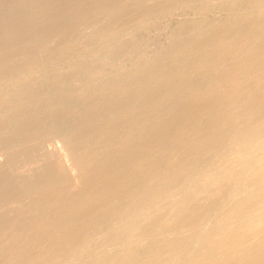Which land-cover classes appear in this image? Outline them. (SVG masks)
<instances>
[{"label":"bare ground","instance_id":"1","mask_svg":"<svg viewBox=\"0 0 264 264\" xmlns=\"http://www.w3.org/2000/svg\"><path fill=\"white\" fill-rule=\"evenodd\" d=\"M126 1L0 0V50L8 51L9 48L22 43L27 44L26 41H34L27 48L34 53L44 43L42 40L39 42L40 39H48L47 37L68 31L79 19L81 20L87 14L92 13L94 8L108 6L114 7L113 9L116 8L118 11L121 7L117 6ZM149 1L144 0V2ZM250 1L251 3L246 8L247 14L237 15L228 22H225L226 18L224 23L220 22L221 24L204 30L200 35L191 36L190 39L186 38L178 45L176 44L175 49L169 51L167 56L163 55V58H159L161 60L156 64H151L152 66L146 67V70L135 73L136 75L128 80L111 84L97 92L96 87L98 86L95 87V82H89V92L94 95L91 94L92 97L90 95L88 99L86 97V103L80 108L71 105V107L60 110L53 105H44L45 112L38 113L37 110V113L34 112L29 116L24 109L26 111L24 114H27L25 118L22 117L23 109L19 107H22L19 101V106H17L19 108L13 110L12 114L10 113L13 116V120H10L12 129L14 127L13 133L11 131L9 132L11 134L7 133L9 128L6 127L8 129L5 128L4 132L5 135L8 134L7 139L3 145L0 144L3 147L5 144L10 146V144L16 143L15 147L10 149L6 145L7 149L0 148V153L3 154L1 156L5 159V163H2L3 166L0 165V188H7L5 184L8 180L5 181V179L11 176L22 177L23 182L30 176L34 179L19 184L16 189H10L11 191L7 193H1L0 198L9 194H13L14 197L17 194L27 198L32 197L29 198L30 200L26 199L25 203L23 198L20 201L7 203V211L26 208L27 211L22 213L27 218L15 220L11 227H9L11 219L10 223L4 221L6 224H10L5 230L3 227L1 228L4 230L1 233L3 234L2 239L4 238L1 241L4 244H0V259L4 264H36L46 260L48 263L56 258V253L64 246L78 247L84 240L88 242V239L93 237L102 238L99 232L104 233L109 229L111 231V228L120 224L124 227L121 221L127 214L129 218L133 217L130 219L131 225L129 224L128 227L130 228L129 236L120 239L119 233L113 236V240L109 239L111 241L98 240L94 251H92L94 252L92 257L90 256L89 260L84 259L82 264H111V262L126 264L129 258L133 259L131 262L135 261L133 264H160L169 262L172 258L170 256L187 248H189L186 252L188 253L187 259L193 263L192 260L195 261L196 258H199L197 251L200 244L207 247L201 251V259L207 262L206 259L215 254L214 251L217 254L222 248L229 247L227 242H230V240L227 241L228 238L224 237L226 234L218 229V226V230L210 229V220L215 217L231 219V224H227L224 230L232 231L234 236L237 233L240 236L244 233L246 238L249 236L246 239L248 242L249 238L257 240L254 244H249L250 254H247L248 251L245 250V247L246 253L242 248L243 253L240 252V249L237 250L238 254L240 252L239 258L236 257L238 261H235L237 263L231 262V264H264V146L257 149L254 159L246 161L240 167L241 174L244 173L242 177L238 175L241 178L237 176V179H229L224 182L218 180L219 183L209 189L205 185L207 188H205L204 195H200L199 192L198 194L184 193L186 190L183 191L180 188L188 183L190 187V184L200 174L207 173L208 169L211 170L210 168L214 169L217 160L228 157L233 148H235L234 154H236L242 149L247 150L245 144L252 142V146L248 150L253 152L264 142V0ZM135 3L138 5L136 1ZM155 4L158 7L159 0L158 2L155 0ZM108 7H106L107 10ZM147 10L149 11L151 8L148 7ZM131 14L133 13L129 15L132 16ZM123 24L122 26H124ZM183 25L182 30L185 33H190L189 23ZM88 26L86 25L89 30ZM198 26V28L204 29L206 25L201 22ZM77 32L79 31L77 30ZM65 40L67 42L69 37ZM15 54L17 55V53ZM39 54L40 51L33 55L34 62L41 60L38 59L41 57ZM14 56L12 57L14 58ZM29 56L32 57V55ZM15 59L16 57L13 60ZM7 60L9 59L7 58ZM17 61L19 63V60ZM12 62H8V66L9 64L13 66ZM8 66L7 69L10 67ZM6 68L4 67V69ZM4 69L0 72H4ZM15 73L17 74V72ZM63 76L57 77L60 79V83L64 80ZM108 82L110 83L109 79ZM100 83L103 84L104 81L102 80ZM101 86H105V84ZM99 89L100 87L97 88V90ZM85 91L88 90L85 88ZM87 96L89 97L88 94ZM32 108L31 106L27 109ZM32 110L30 112H33ZM18 116L25 119L20 122L14 120ZM3 122H0L2 126ZM45 132L47 137L50 136L59 142L65 156L62 168L56 170L58 166L55 167L53 161L52 163L48 161L44 162L45 167L43 166L41 169L43 171L39 173H35L38 166L33 169L31 167L29 173H27L28 170H20V173L18 170L16 171L15 169L20 163L39 156L37 154L41 152L43 143L40 142ZM49 140L51 141V139ZM165 152L172 156L162 158ZM249 154L251 155V153ZM40 155L42 156V154ZM47 156H50L49 152ZM38 161L40 162V160ZM61 162L57 164L61 165ZM230 163L233 164V162ZM222 165L224 166V164ZM236 167L238 166L236 165ZM235 173L237 174V172ZM16 180L15 182H17ZM12 187L14 186L12 185ZM186 187L187 185L184 186V188ZM179 189H181L179 192L182 198L181 208L174 207L177 215L172 214L175 217L170 219L166 225L165 221L170 217L169 211L172 208H168L167 205L165 208L164 205L168 201V196L169 198L172 196L169 195L170 192ZM45 191L49 192L44 193ZM230 196L234 197L231 206L228 204ZM162 201L165 202L163 204L165 212L161 215L153 214L154 207ZM158 206L155 208L157 209ZM137 207L143 209L142 212H140L141 210L137 212V209L135 210ZM9 216L12 217V215ZM16 217L18 218L17 215ZM20 217L22 216L19 213ZM4 222L2 223L5 224ZM165 225L167 226V229L164 230L165 233L177 234L176 241H172L169 236H165L162 242L153 240L156 231ZM254 227H256V231L252 230ZM113 229L117 230V228ZM122 230L124 231L123 228ZM230 234L228 235L230 236ZM232 237L231 234L230 239ZM236 237L239 238V235ZM243 240L245 239H240V241ZM20 241L24 247L34 243L35 245L30 248H36L30 254L23 250L22 254L13 255L14 247L15 252L19 250V246L22 244ZM235 241L230 245L236 246L233 244ZM144 242L150 243L151 247H144L142 245ZM246 242L243 241V245L246 246L248 243ZM238 244L240 243L238 242L237 246ZM225 250L227 249L225 248ZM225 250L222 251L228 252ZM133 251L136 252L135 255ZM59 253L63 254V251H59ZM229 253L228 259L231 258ZM225 256L227 258L226 254ZM197 261L194 263L196 264ZM220 261L224 262L223 259ZM53 262L55 261L53 260ZM228 262L225 261V263Z\"/></svg>","mask_w":264,"mask_h":264},{"label":"rangeland","instance_id":"2","mask_svg":"<svg viewBox=\"0 0 264 264\" xmlns=\"http://www.w3.org/2000/svg\"><path fill=\"white\" fill-rule=\"evenodd\" d=\"M135 1L138 3V5L135 3ZM153 1L155 3V0H152V1L150 0L149 2H144V0H140V1L139 0H127L126 2L121 3L120 5L117 6L118 8L121 7V9H118V11L116 8L113 9L114 7H108V6H106V7H108V10L105 6H103V8L100 7L98 9L94 8L92 10V13L87 14L86 17L84 16L85 18L83 17L81 20L79 19L78 22L74 26H72L73 28L69 29L68 31L60 32V33L54 35L53 37H47L48 39H46V38L40 39L39 42L42 40L44 43H43V45L41 44L34 53H32L31 51H29L27 49V48H29L28 46H31L34 41H28V42L26 41L27 44L22 43L23 45H26V46H23L22 44H20V45H17L15 47L9 48L8 51H6V49L0 50V70L4 69V67L6 68L8 66V64H7L8 62L11 63L12 61H14V62H12L13 66H10V64H9L10 67L8 66L9 67L8 69L6 68V69H4L5 70L4 72L3 71L0 72L1 73L0 74V122H3L2 121L3 119L5 120L3 122V124H4L3 126H2V123L0 124V127L2 128V130L0 128V130H1L0 134L3 135V133H4V135H5L4 130L6 131V129H8V128H9V131H6L7 133H9L10 131L12 132V130L14 129V127L12 129V127H11L12 124L10 121L13 118V116L11 115L13 113V110L15 111L16 109H18L20 107L21 109H23L22 113H21L22 117L26 118L27 114L26 115L24 114V113H26V111L28 113V116L33 114L37 110H38V113L45 112V110H43L44 109L43 107H45L44 105H53L54 107H57L60 110L65 109L67 107H71V105L73 107H76V108H78L77 106H79V108H80L86 103V101H87V100H85L86 97H87L86 99H88V98H90L91 94L94 95V93L89 92L90 91L88 89L89 88L88 87L89 82H95L94 83L95 87L96 86L100 87L99 90H97L98 87H96V92H97V91H100L101 88L103 90L104 88L108 87L111 84H117V83H120L121 81L128 80L129 78L133 77L134 75H136L140 71L146 70L147 68L151 67L153 64H156L159 60H161L159 58H161V57L163 58V55L168 54L169 51H173V49H175V47L180 42L186 40V38L190 39L191 36L192 37L198 36V34L200 35L202 32H204V30H209V28H213L217 24L219 25L221 23H224L226 18H227V21H225V22H228L230 20H233L237 15H242L244 13L247 14L248 11L246 10V8L249 5V3H251L250 0H185L186 2L184 0H168V1L167 0H159L160 5L158 4V7H157V4L154 5ZM156 1L158 2V0H156ZM191 1H193V2H191ZM139 2H141L140 5H139ZM134 3L136 4V6ZM149 3L150 4L152 3L151 5H153V7H150L151 5ZM147 4H149V5H147ZM166 5H167V7H166ZM147 6L149 8H151V10L148 11ZM224 6H225V8H223ZM144 7H145V9H143ZM138 8L141 10L143 9V10L141 11ZM96 9L98 10V12ZM103 9H104V11H103ZM122 9H124V10H122ZM136 9L139 11H137ZM133 11H135V12H133ZM143 11H145L146 14ZM120 12H122V13L120 14ZM138 12H139V14H138ZM98 13H99L100 17L98 16ZM130 13H133V14H131L132 16L129 15ZM156 13H158L157 16H156ZM150 14H152V15H150ZM127 15H128V17H127ZM145 15L147 18L145 17ZM153 15H155V16H153ZM152 16H153V18H152ZM129 17H130V19H128ZM142 17L144 18V21H142L143 20ZM208 19H209V21H207ZM125 22H126V24H125ZM201 22L205 23V25H206L204 29L198 28L199 27L198 25ZM206 22L207 23L209 22V24H207ZM214 22H216V23H214ZM188 23L190 26V28H189L190 33L189 32L185 33V31L182 30V25L183 24L188 25ZM212 23H214V24H212ZM106 24H108L109 27H108V25L106 26ZM122 24L124 26H122ZM86 25H89L88 26L89 30L86 27ZM103 25H105V26H103ZM76 26H78V27H76ZM76 28H78L77 30L79 32H77V30L76 31L74 30ZM81 28L83 30H80ZM120 28H121V30H119ZM199 29H200V31H199ZM194 30H196V31H194ZM80 31H84V32L80 33ZM107 32H109V33L107 34ZM191 32H192V34H191ZM78 33H79V35H78ZM95 35H97L96 36L97 38L95 37ZM74 36H75V38H74ZM68 37H69V40H67V42H66L65 39H67ZM63 38H65V39L63 40ZM62 40H63V42H62ZM126 41H128V42H126ZM49 45H50V47H48ZM21 46H23V47H21ZM42 48H44V49H42ZM47 48H49V49H47ZM22 49H25L27 51L24 52V50H22ZM38 50L40 51L41 55L39 54V56H41V57H39L37 55V58L39 57L38 59L39 60L41 59V60L38 62L36 60L34 62L33 55L38 54L39 53ZM22 51H23V54H22ZM28 51H29V53H27ZM36 52H38V53H36ZM15 53H17V55L21 53L22 55L20 54L19 56H17ZM11 54H13L12 56L15 55L14 58L16 57V59L19 60V63L16 59L13 60L14 58L11 56ZM26 55H28V56L26 57ZM29 55H32V57L30 58ZM10 56L12 59L10 58ZM21 56H23V58H21ZM6 57L9 60H7ZM17 57H20L21 59L20 58L18 59ZM45 59H46V61H45ZM41 61H42V63H41ZM28 63H30V64H28ZM35 63L36 64L39 63V64L36 65ZM31 66H32V68H31ZM36 66H39V67L36 68ZM134 67L136 68L135 70H134ZM15 68H16V70H15ZM20 68H21V70H20ZM28 68H29V70H28ZM15 72H17V74ZM13 73L16 75H14ZM9 74L10 75L12 74V75L10 76ZM62 75H64L63 76L64 83L62 81L63 84L60 83V79L57 78V77H60ZM8 76H10V77H8ZM108 79H109L110 83L108 82ZM102 80L104 81L103 84L100 83V82H102ZM105 80L108 83L107 82L105 83ZM66 81H68V82H66ZM97 83H99L100 86ZM104 84H105V86H101ZM78 87H80V88L78 89ZM85 88L88 90L87 92L85 91ZM82 89H83V91H82ZM33 94H34V96H32ZM87 94L89 95V97L87 96ZM84 95H86V96H84ZM92 95H91V97H92ZM19 101H20V104H22L23 108L21 106H19V104H18ZM23 101H25L26 103ZM27 101H28V103H27ZM21 102H23V103H21ZM23 104H24V106H23ZM13 105H15L14 106L15 108H13ZM41 105H42V107H41ZM17 106H19V107H17ZM31 106L34 108L35 111L32 110L33 108L30 109L33 112H30V110L27 109L28 107L31 108ZM10 110H12V111H10ZM23 111H25V112H23ZM8 114L10 117L8 116ZM18 117H17V119H14V120H17L18 122H20V121H23L25 119V118H22L21 116L19 117L20 119ZM7 122L8 123L10 122V123L8 124ZM6 127H8V128H6ZM199 129H201V128H199ZM7 133L5 135L6 137L4 135L2 136V137H5V138H3L4 140L0 139L1 140L0 144L3 145V142L6 141L7 136H8ZM202 133H203V130H202ZM9 134H11V133H9ZM196 134H197V132L195 133V135ZM1 135H0V138H2ZM45 136H46V132H45V135L43 136L44 140L42 139V141L40 142L41 144L42 143L43 144L41 146V152L39 154H37L39 156L36 157L35 159L20 163L19 166H17L18 168L15 169L16 171L18 170L20 173L21 172L20 170H22V171L28 170L27 173H29V169L31 170V167L33 169V167L36 168V166H38L36 168V170L38 172L35 171V173H39L40 171L41 172L43 171L41 169L43 168V166L45 164L44 162H48V161L51 163L53 161V165L55 167L58 166L56 168V170H58L59 168H62L63 164L65 163V156L61 150V147L59 146V142L50 136H48V137L47 136L45 137ZM49 139H51V141ZM5 145L3 147L0 146V148L1 149L2 148L7 149L6 146H8L9 147L8 149H10L12 147H15L16 143H13L12 144L13 146L11 144H10V146L8 144L6 146ZM245 146H246L247 150L242 149L241 151H239L240 153L237 152L236 154H234V152H236V150H235V148H233L230 155H232V154H234V155H232V156L229 155L228 157H225V158L223 157V159L222 158L219 159L221 161L217 160V162L215 163V166H214L215 168L214 169L210 168L211 170L208 169L207 173H209V176H207L206 172L200 174L197 177V179L194 180L195 183H193L194 182L193 181L190 184L191 188L188 186L189 183L184 184V186L187 185L186 188H184L183 185L180 188L183 191L186 190L184 193H191V194L197 193L198 194V192H199L200 195H204L206 193L205 188L208 187V189H209V188L213 187L214 185H217L219 183V181L224 182V181H227L229 179H237L239 177L238 175H240L242 177L243 176L242 174H244V173L241 174L242 169L240 167H242V165H244L246 161L252 160V158L257 155V153H255V152L257 151V149H260L262 146H264V142L262 144H260L256 148V150L253 152L252 151L250 152V150H248V148H250V146H252V142L245 144ZM48 152H49L50 156H47ZM249 153H251V155ZM40 154H42V156ZM245 154H247L248 157H246L247 155H245ZM1 155H3V154L0 153V165L3 166L2 163L3 164L5 163L4 162L5 159ZM44 155H46L47 157ZM170 155L172 156V154H169V153L167 154L165 152L162 155V158H169ZM238 156H240V157H238ZM173 157H174V155H173ZM28 159H30V158H28ZM38 160H40V162ZM60 161H62L61 165L57 164V163H60ZM230 162H233L234 166ZM237 162L239 165L237 164ZM21 164H23V165H21ZM222 164H224V166ZM229 165H231V166H229ZM236 165L238 167H236ZM39 166L40 167L42 166V167L40 168ZM239 168H240V170H239ZM219 170H221V171H219ZM226 171H228V173H225ZM231 172H233V173H231ZM235 172H237V174ZM212 173H213V175H211ZM221 174L223 175V177ZM212 176H215V177H212ZM241 177H239V178H241ZM16 179H18V180H16ZM27 179H25L24 182L22 180V177H19V176H13V177L11 176L10 178L5 179V181L8 180L5 184L7 188H5V187H3L4 189L0 188L1 189L0 196H1L2 192L7 193L8 191H11L10 189H12V190H13V188L16 189V187L19 184L29 182V181L33 180L34 178L30 176V178L28 180ZM221 179H222V181H221ZM15 180L17 182H15ZM11 182H12V185L14 187H12V185H10ZM192 184H195V185H192ZM198 185H200V186H198ZM205 185H207V187ZM202 186L204 187V189ZM196 187L199 189L196 190L197 189ZM181 189L170 192L169 195L170 196L172 195V196L170 198L168 196L167 203L164 202L165 208H167V207L172 208V210L169 211L170 217H168V219L165 221L166 225H168L167 223L170 219L174 218L177 215V213H175L176 209L174 210V207L177 209L181 208L182 198L180 197L181 195L179 192ZM48 192L49 191H45L44 193H48ZM37 196H38V194H37ZM15 197L13 194H9V195H5L4 197L0 198V202H2V203H0V208H1L0 214L2 213L0 215V236H1L0 241L4 239V238L2 239L3 234H1V233L4 232V230L6 228H8V226L10 225V224H6V222H4V221H7L8 223H10V219H11V225L9 226V227H11L15 220H21V219L27 218V216H25L22 213V212L27 211L26 208L25 209H21V208L17 209L16 208V209H13L11 211H7L6 207L8 209L9 203L14 202V201H20V199H22V198H23L22 200L25 203L26 199H29V198L31 199L32 197L27 198V197L19 195V194L15 195ZM169 199H171V201L174 200V202L169 201ZM233 199H234V197H232V196H230L228 198V202H229L228 204L230 206L232 205L231 203L233 202ZM175 200H177V201H175ZM164 203H163V201L159 202L160 205L159 204L158 205L160 206V208L157 205L158 208L156 209L155 207H157V206H155L154 210H153V214H155V215L163 214L165 212V208L163 207ZM166 205H167V207H166ZM177 206H180V207H177ZM41 208H43V206H41ZM136 209H137V212H139L140 210H141L140 212H142V210H143V209L138 208V207L135 208V210ZM158 209H160V210H158ZM13 212H16L17 214L16 213L13 214ZM19 213L23 218L22 217L19 218ZM172 214H174L175 216ZM9 215H12V217ZM16 215L18 216V218L16 217ZM128 218H129V216L127 214L124 217L125 220L123 219L124 221L123 220L121 221V223L124 224V227H122L123 226L122 224L118 223L120 225L113 227V228H117V230L111 228L113 231L112 230L110 231V229H109V231L108 230L104 231L105 234L103 232H99V235H101L102 238L93 237V238H90V240L88 239V242H87V240H84L79 245L81 248L79 246L78 247L77 246H64L63 248H61L59 250L60 252L63 251V254L62 253L60 254L58 251L56 253L57 255H55L56 258L50 260L51 262L49 261L47 263V260H46V261L39 262V263L37 262L36 264H82V262H84L85 260H87V259L89 260L90 256L92 257V255L94 253L92 251H94L96 244L98 243V240L106 239V241H111L114 239L113 236H116V234H119V233H120V237H119L120 239H123L124 237L129 236L130 228H128V227L131 225L130 219H133V217L130 216V218L129 219ZM227 218L228 217H225V218L224 217L223 218L215 217V218H212L210 220L211 222L209 224L211 225L210 229H214V228L217 229V226H218V229H221V231H223L226 234V236L230 233L233 235V237L231 238L233 240L230 239L231 234H230V236L228 235V237L224 236L225 238H228L227 241L230 240V242H227V244L229 245V247L230 246L231 247L230 248L225 247L227 250H225V248L221 249V251L225 250V251L230 252L229 256L232 258V261H231V258L228 259V252H223V251H222V253H221V251L218 252L220 255L218 253L216 254V251H214L215 254H213L211 257L206 259L207 262L203 261L201 259V251L204 250L205 248L207 249V247L201 246L202 244H200L199 247L200 248L203 247V248H201V250H200V248H198L197 252L199 253V255H198V253H197V255L199 256V258L198 259L196 258V260H198L196 262V264H200V263L201 264H217V263L223 264V263H225V261L226 262L229 261L228 263H225V264H229V263L231 264V262L237 263L235 261L236 260L238 261L240 252L243 253L245 248H246L245 250L248 251L247 254H250V248H248V247H250L249 244H254L255 242H257V240H251L252 238H249L250 241L248 242L246 239L249 236L246 238V236H245L246 234L244 235V233H242L240 236V234L237 233L234 236L232 231L230 232V230L229 231H226V229L224 230V228H226L227 224H231V222H230L231 219H229V218L227 219ZM1 221L4 222L5 224H3ZM126 221H127V223H126ZM125 224H127V225H125ZM166 225H165V227H162L161 229H158L156 231V233L154 234L155 236L153 235V240H157L159 242H162V241H164L165 236H169L172 239V241H176V239L178 238L177 234L165 233L166 231H164V230L167 229ZM2 227L4 230L1 229ZM122 228L124 229V231L122 230ZM254 229L256 231V227H254L252 230H254ZM122 231H123V234H121ZM95 234H97V233H95ZM125 234H127V235H125ZM238 235H239L240 239H245V240H243L244 242H246V241L248 242V243L246 242L247 243L246 246L243 245V243H242L243 241H240V239L238 237H236ZM242 235H244L245 238L242 237ZM235 237H236V239L238 238V240L234 239ZM109 239H111V240H109ZM233 241H235L233 244H236V246H237L238 242L240 243V244H238L239 248H237L238 246L236 247L235 245H230V244H232ZM21 243L22 242L20 241V244ZM0 244L3 245L4 243H2V241H1ZM34 245H35L34 243H30L28 246L24 247V245L22 243L19 246V250L16 251L18 254L15 252V250H16L15 247L13 249L14 252H12V254L13 253H14L13 255L22 254L21 251H23V250H25L24 251L25 253L28 252L27 254H30L34 250V248H36V247L30 248L31 246H34ZM142 245L146 248L151 247V244L148 242H144ZM241 245H242V247H240ZM233 246L235 248H232ZM26 248L28 249V251H26L27 250ZM241 248L243 249V251ZM187 249L189 250V248H187ZM187 249L179 250V252L173 254L174 256L173 255L170 256L172 258L169 262H166V261L165 262L167 264H173L175 262V260H177L179 262L176 261L174 264H181V263L182 264H193L196 260L195 261L192 260L191 262H193V263H190V260L187 259V257H188V255H187L188 253H186L188 251ZM239 249H240V252L238 251L239 252V254H238L237 250H239ZM67 250H68V252H67ZM233 250H236V251H233ZM232 251H233V253H232ZM246 251H244V253H246ZM87 252H88V255H87ZM135 253L136 252L133 251L134 255H135ZM224 253L227 255V258H225L226 256ZM133 254H132V256L134 257ZM180 254H181V257H180ZM221 254H222V256H221ZM234 254H236L238 256H236ZM6 255H7V253H6ZM213 256H215L216 259H213V258H215ZM233 257H235V258L233 259ZM236 257H238V258H236ZM224 258L226 259L225 261H224ZM222 259L224 262L221 263L220 260H222ZM1 260L2 259H0V264H4V262ZM53 260L55 262H53ZM184 260H186V261H184ZM131 261H133V259L129 258L127 260L126 264L135 263V261L134 262H131ZM166 263L162 262L160 264H166ZM111 264H114V262L113 263L111 262Z\"/></svg>","mask_w":264,"mask_h":264}]
</instances>
